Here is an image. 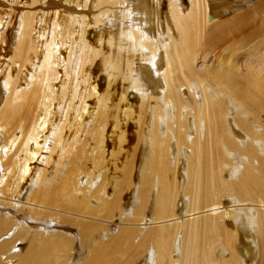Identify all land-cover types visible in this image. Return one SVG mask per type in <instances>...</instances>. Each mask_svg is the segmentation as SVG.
Listing matches in <instances>:
<instances>
[{
	"label": "bare ground",
	"instance_id": "6f19581e",
	"mask_svg": "<svg viewBox=\"0 0 264 264\" xmlns=\"http://www.w3.org/2000/svg\"><path fill=\"white\" fill-rule=\"evenodd\" d=\"M13 1L0 264H264V0Z\"/></svg>",
	"mask_w": 264,
	"mask_h": 264
},
{
	"label": "rangeland",
	"instance_id": "374dc122",
	"mask_svg": "<svg viewBox=\"0 0 264 264\" xmlns=\"http://www.w3.org/2000/svg\"><path fill=\"white\" fill-rule=\"evenodd\" d=\"M0 1H2L3 3H5V4H7V6H8V8H9V10H13V9H17L18 8V5L13 1V0H0ZM189 1L190 0H182V4H183V7H185L186 9H188L189 7H190V5H189ZM217 1H219L218 3H219V9L220 10H225V9H223L224 7H222V5H221V3H225V2H227V3H232V2H235L236 4H238V7H233V8H230L227 12H226V16L227 17H230L231 15H233L234 13H235V11H236V9H240L241 8V10H243V9H245V7L247 8V7H250V6H253V5H255V4H257L259 1H261V0H246V2H243L242 0H217ZM222 1H224V2H222ZM93 10V8L91 7L90 9H89V11H92ZM158 9H159V14L160 15H166V13L168 12V10H169V3L167 2V0H162V2H161V4L160 5H158ZM88 10V9H87ZM165 13V14H164ZM91 15H92V13H91ZM162 15V16H163ZM11 16V15H10ZM10 16H6L5 14H3V15H1L0 17H4V19L5 20H9L10 19ZM226 16L224 15V13L222 12V11H220L219 13H218V18L219 19H224V17L226 18ZM258 17L256 18V23H254V24H260V21H262V19H263V17L261 16H259V15H257ZM260 17V18H259ZM259 18V19H258ZM254 22V21H253ZM3 24H8V23H3ZM251 25V28H250V30L253 28V26L255 27V25ZM250 27V26H249ZM244 29H240V31L241 30H245V33H247V30L249 29L248 27H243ZM1 29V28H0ZM250 30H248V31H250ZM239 31V32H240ZM263 32H264V30H262ZM262 31H261V35H263L262 34ZM238 32V33H239ZM245 33H241V34H245ZM260 35V36H261ZM239 36V35H238ZM240 37H241V35H240ZM250 45V44H249ZM248 45H246L244 48H246ZM243 48L242 46H235V45H233V47L232 48ZM194 50L196 51V54H200V56L197 58V60H196V69L197 70H203V71H207V68H210V67H208V66H210V62H209V59L210 58H208L207 59V61L208 62H206V60H205V62L203 61V55H204V53L202 52V53H200L199 51H200V47L199 46H197V47H194ZM243 50V49H242ZM30 54H32V52L31 53H29V57H30ZM37 54V53H36ZM36 54H34V57L36 56ZM257 56V55H256ZM252 57L250 56V59L248 60V63H250L249 61L250 60H252L251 59ZM247 59H248V57H244V58H242V60L240 59V61H241V64H244L245 62H247ZM93 66V65H92ZM244 72L242 71V73L241 74H243ZM209 84V83H208ZM250 118H252V117H250ZM252 120V119H251ZM252 123H255L254 125H255V127H254V130H259V128H257L258 126L259 127H261V125H260V123L259 122H255L254 120L252 121ZM258 126H257V125ZM261 129V128H260ZM193 133H194V131H193ZM195 134V133H194ZM130 136H132V134L130 135ZM128 139H130V137L128 138ZM241 139L242 140H246V139H248L246 136L245 137H241ZM136 140H137V136H135V142H136ZM136 144V143H135ZM124 149H126V148H124ZM123 161H124V159H122ZM128 160H130V165H132V162H133V158H129ZM127 160V161H128ZM121 161V165H120V167L119 168H123L124 167V165L126 164V162L127 161ZM185 198H187V197H185ZM150 211V210H149Z\"/></svg>",
	"mask_w": 264,
	"mask_h": 264
}]
</instances>
